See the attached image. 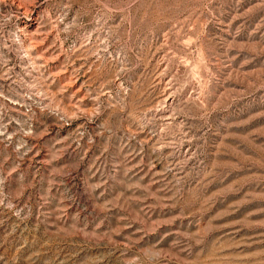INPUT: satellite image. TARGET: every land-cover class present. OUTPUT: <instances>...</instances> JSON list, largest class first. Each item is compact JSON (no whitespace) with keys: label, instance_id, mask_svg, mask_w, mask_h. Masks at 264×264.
Here are the masks:
<instances>
[{"label":"rangeland","instance_id":"1","mask_svg":"<svg viewBox=\"0 0 264 264\" xmlns=\"http://www.w3.org/2000/svg\"><path fill=\"white\" fill-rule=\"evenodd\" d=\"M0 264H264V0H0Z\"/></svg>","mask_w":264,"mask_h":264}]
</instances>
